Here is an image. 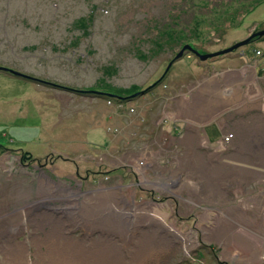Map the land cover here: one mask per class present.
Returning a JSON list of instances; mask_svg holds the SVG:
<instances>
[{"label": "rangeland", "instance_id": "obj_1", "mask_svg": "<svg viewBox=\"0 0 264 264\" xmlns=\"http://www.w3.org/2000/svg\"><path fill=\"white\" fill-rule=\"evenodd\" d=\"M261 30L264 0H0V264H15L19 245L41 230L65 227L70 205L51 198L52 184L126 182L129 174L142 183L148 162L135 153L143 136L165 128L166 106L177 105L192 72L235 52L263 58ZM194 50L218 53L202 59ZM234 138L227 132L223 143ZM232 191L258 209L247 230L231 223L255 251L216 258L264 262V190ZM77 218L71 226L80 229Z\"/></svg>", "mask_w": 264, "mask_h": 264}, {"label": "crops", "instance_id": "obj_2", "mask_svg": "<svg viewBox=\"0 0 264 264\" xmlns=\"http://www.w3.org/2000/svg\"><path fill=\"white\" fill-rule=\"evenodd\" d=\"M199 65L190 86L178 91L177 105L166 106L165 128L143 136V151L135 153L148 162L142 183L131 174L126 182L86 180L85 187L53 182L51 198L70 205L65 227L43 229L19 245L15 264H264L216 258L255 251L231 223L258 209L232 190L245 196L254 183L264 190V57L241 51L213 69ZM227 132L235 133L233 144L223 143ZM78 216L80 229L71 226ZM246 222L239 225L247 230ZM185 247L197 260L184 255Z\"/></svg>", "mask_w": 264, "mask_h": 264}, {"label": "water", "instance_id": "obj_3", "mask_svg": "<svg viewBox=\"0 0 264 264\" xmlns=\"http://www.w3.org/2000/svg\"><path fill=\"white\" fill-rule=\"evenodd\" d=\"M255 34H256V35H260V36H262V35H264V30H261V31L255 33ZM251 39H252V36L249 37V38H246L245 40H242V41H240V42L234 44L233 46H231V47H229V48H227V49H225V50H223V51H221V52H229V51H232V50L238 48V47L241 46V45H244V44L249 43V41H250ZM190 48H192V47H190ZM194 52H196L198 55H200V53H199L197 50H194ZM217 53H218V52H216V53H210V54H202V55H200V57H201L202 59H207L208 57H211L212 55L217 54ZM182 54H183V51H182L178 56H180V55H182ZM0 68H3V67L0 66Z\"/></svg>", "mask_w": 264, "mask_h": 264}, {"label": "trees", "instance_id": "obj_4", "mask_svg": "<svg viewBox=\"0 0 264 264\" xmlns=\"http://www.w3.org/2000/svg\"><path fill=\"white\" fill-rule=\"evenodd\" d=\"M33 79V78H32Z\"/></svg>", "mask_w": 264, "mask_h": 264}]
</instances>
